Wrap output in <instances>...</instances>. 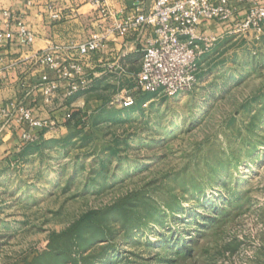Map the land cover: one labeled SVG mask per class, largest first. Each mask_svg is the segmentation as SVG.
Here are the masks:
<instances>
[{"label": "rangeland", "instance_id": "374dc122", "mask_svg": "<svg viewBox=\"0 0 264 264\" xmlns=\"http://www.w3.org/2000/svg\"><path fill=\"white\" fill-rule=\"evenodd\" d=\"M119 90L0 158V264H264V29L179 94Z\"/></svg>", "mask_w": 264, "mask_h": 264}, {"label": "crops", "instance_id": "0c3cea01", "mask_svg": "<svg viewBox=\"0 0 264 264\" xmlns=\"http://www.w3.org/2000/svg\"><path fill=\"white\" fill-rule=\"evenodd\" d=\"M140 1L144 8H149L154 0ZM107 3L115 12L129 10L133 5L132 0H107ZM53 13L58 17H52ZM18 22L27 25L34 39L31 44L23 45L14 36L8 43L0 44V107L12 110L8 122L0 126V158L17 150L23 143L22 134L32 129L19 119L15 111L18 105L29 108L33 118L53 117L57 124L64 120L66 110H78V124L87 125L89 116L108 100L111 103L116 89H120L122 95H117L123 102L132 94L131 78L140 68L144 46L138 30L125 36L109 34L98 52L82 57L74 47L104 24L96 6L87 0H0V29L16 32ZM230 29V24L216 20H208L203 25L205 33L220 35L221 39L230 35ZM40 50L55 51L56 60L62 63L80 60L82 75L68 79L44 66L34 65L31 56ZM43 74L57 83L48 102L44 101L39 87ZM72 83L78 89L69 95ZM108 87L112 89L107 90Z\"/></svg>", "mask_w": 264, "mask_h": 264}, {"label": "built area", "instance_id": "2783aa9c", "mask_svg": "<svg viewBox=\"0 0 264 264\" xmlns=\"http://www.w3.org/2000/svg\"><path fill=\"white\" fill-rule=\"evenodd\" d=\"M87 1L96 6L104 24L98 32L74 47L82 57L98 52L109 34L125 36L133 30L142 33L144 46L140 68L131 78L132 94L123 99L127 105L133 103L135 94L174 96L194 85L200 61L221 39L220 35L203 31L208 20L230 24V35L253 31L258 38L263 31L264 0H154L149 8H144L140 0H132L129 10L126 8L119 12L113 11L107 0ZM52 17L57 18L58 14L53 13ZM14 36L23 45L31 44L34 39L27 25L18 22L16 32L0 29V44L8 43ZM31 60L34 65L44 66L68 79L80 77L83 72L80 60L59 62L55 51H37ZM40 78L39 87L47 102L57 89V83L47 74ZM81 82L86 83V80ZM77 89L78 86L72 83L68 94ZM15 111L19 113V119L31 128L47 130L57 125L54 118H33L31 110L24 105H18ZM11 112L7 107H0V126L8 122ZM69 116V113L65 115ZM33 138L28 131L22 134L25 142Z\"/></svg>", "mask_w": 264, "mask_h": 264}, {"label": "trees", "instance_id": "16d2710c", "mask_svg": "<svg viewBox=\"0 0 264 264\" xmlns=\"http://www.w3.org/2000/svg\"><path fill=\"white\" fill-rule=\"evenodd\" d=\"M145 95H147V94H145ZM73 115H74V117H76L78 115V113L74 112ZM77 121H78V119H77Z\"/></svg>", "mask_w": 264, "mask_h": 264}]
</instances>
